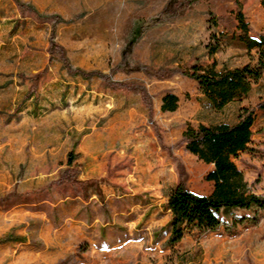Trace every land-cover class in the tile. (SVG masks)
<instances>
[{
  "label": "rangeland",
  "instance_id": "1",
  "mask_svg": "<svg viewBox=\"0 0 264 264\" xmlns=\"http://www.w3.org/2000/svg\"><path fill=\"white\" fill-rule=\"evenodd\" d=\"M239 1L257 37L261 0ZM127 3L0 0V264H264V210L256 223L236 213L243 221L223 217L173 245L167 206L182 179L195 193L213 189V165L185 147L187 125L234 123L244 102L258 114L254 134L264 135V87L214 110L180 72L189 62L173 66L177 37L146 34L161 14L141 24L144 4ZM194 6L207 16L204 31L197 21L200 41L233 30L236 0ZM215 58L219 68L251 61L237 43ZM169 91L179 107L163 112ZM251 151L235 161L264 195V141Z\"/></svg>",
  "mask_w": 264,
  "mask_h": 264
},
{
  "label": "trees",
  "instance_id": "2",
  "mask_svg": "<svg viewBox=\"0 0 264 264\" xmlns=\"http://www.w3.org/2000/svg\"><path fill=\"white\" fill-rule=\"evenodd\" d=\"M200 1L202 0H168L155 22L163 21L168 15H182L183 11ZM261 3L264 7V0ZM236 4L237 9L233 12L236 24L233 30L220 29L213 32L206 44V52L211 61L203 63L196 60L180 68L183 75L197 82L201 93L216 111L248 97L264 76V31L257 37L253 36L241 2L236 0ZM30 9L35 11L34 8ZM210 15V26H218V18L211 13ZM232 43L241 45L251 61L236 67L219 68L215 55ZM65 61L68 63L67 59ZM67 67L70 70V66ZM178 107V95L167 92L162 98L161 111L174 112ZM263 107L264 103L259 104V108ZM256 114L255 108L241 106L238 119L234 123H200L197 127L190 123L187 125L183 132L185 147L206 164L213 165L206 176L208 181L213 182V189L208 194L195 193L186 185L184 179L172 189L167 201L171 211V244H176L194 229H217L224 224L223 217L243 221V217L239 218L232 212L234 210L256 208L257 212L250 221L257 222L259 210H264V195H258L251 190L243 171L235 161L242 152L251 150ZM72 154L73 151L69 155L70 167L76 158Z\"/></svg>",
  "mask_w": 264,
  "mask_h": 264
},
{
  "label": "crops",
  "instance_id": "3",
  "mask_svg": "<svg viewBox=\"0 0 264 264\" xmlns=\"http://www.w3.org/2000/svg\"><path fill=\"white\" fill-rule=\"evenodd\" d=\"M114 1H117V0H114ZM127 1L128 3L126 7L128 9L129 7L135 8L137 6H141V3L144 4L141 7L140 11L137 12L138 15L135 16L134 18L135 22H139L141 24H144L146 23L147 20L161 14L164 7L166 6L168 2V0H127ZM196 9H197V6H194L186 14L180 16L179 18L177 17L171 20H163L147 28L146 34L148 35L153 34V35H156V37L158 38H167V39H169L172 36H175V38L177 37L176 38L177 40L175 41H178V42L175 43V47H174L175 56H173L172 58L173 66L175 67L179 66L180 64H183L184 61L189 62V64H192L196 60L201 61L204 58L209 59L208 55L206 54V48H205L206 42L204 40L205 37L203 36L204 38L202 42V39L200 41V38L197 35V30L199 28L198 26L199 24L197 23L198 19L202 21L203 25H201V29H203L204 31L205 28L207 27L206 26L207 16L206 15L194 16V12L196 11ZM145 37L146 36H144L143 38ZM255 87H259V88L264 87V76L259 81V83L255 85ZM262 90L263 89H261V91ZM261 91L259 93L260 95L263 94V92ZM169 92H173L176 95H178L176 91H169ZM166 93L162 95L161 103H162V98ZM241 106H247V105L243 102ZM247 107H250V106H247ZM257 118H258V114H256L254 133H255V127L257 124V120H258ZM263 141H264L263 134H259V135L254 134L252 137V141L250 143V147L252 148L254 146H257L258 144H261ZM251 152H252L251 150L245 151V152H242L241 155H244L245 153L251 154ZM232 212L240 213V214L241 213L248 214L249 217H252L257 212V209L253 208L251 210H234ZM244 216L248 217L247 215H244ZM230 219L232 220L233 218L230 217Z\"/></svg>",
  "mask_w": 264,
  "mask_h": 264
}]
</instances>
